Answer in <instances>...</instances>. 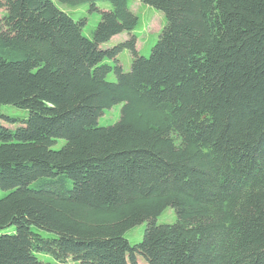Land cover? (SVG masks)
Wrapping results in <instances>:
<instances>
[{
	"label": "trees",
	"instance_id": "trees-1",
	"mask_svg": "<svg viewBox=\"0 0 264 264\" xmlns=\"http://www.w3.org/2000/svg\"><path fill=\"white\" fill-rule=\"evenodd\" d=\"M60 1L112 9L90 38L54 0H0V264H264V0H140L167 18L150 56L102 48L128 0Z\"/></svg>",
	"mask_w": 264,
	"mask_h": 264
},
{
	"label": "rangeland",
	"instance_id": "rangeland-1",
	"mask_svg": "<svg viewBox=\"0 0 264 264\" xmlns=\"http://www.w3.org/2000/svg\"><path fill=\"white\" fill-rule=\"evenodd\" d=\"M56 5L63 11L69 13L76 20H85L83 26V33L88 37L93 36V31L98 26L103 10L112 9V4L109 1H98L96 3V8H92L90 3H82L79 5H70L63 3L60 0H54ZM130 10L138 17V23L136 27L131 31H124L119 34L114 35L109 41L102 44V48H113L116 45L130 40L133 35L137 38L136 48L138 53L143 56H150L154 45L157 43L159 36L167 24V18L163 11L143 3L140 0H128ZM6 13L5 8H0V21ZM119 63L122 65L124 71H130L133 55L129 47L123 48L118 56ZM104 62H109L111 64H116L114 59L106 58ZM107 79L109 81H116L117 77L115 71L108 74ZM123 104L119 103L114 105L112 108L104 110V113L99 117V125H112L116 123L121 116V108ZM3 114L15 117L19 120H24L28 117L29 111L24 108L15 107L13 105L4 104L1 107ZM6 126L11 128H16L22 125L20 121L11 123L8 120H3ZM65 143V139H58L53 145L54 149L61 148ZM8 193L7 190L0 188V197L5 196ZM177 220V215L173 207H168L162 214L157 216L156 222L158 224L163 223H174ZM147 226V222H142L126 232V237L132 244L138 243L143 239L144 232ZM32 229L36 232L43 234L44 236H54V233L45 231L36 226H32ZM15 226H10L3 230V232H14ZM36 255L43 261L52 262L58 264L59 262L56 258L47 252L35 251ZM66 264H77L73 259L68 260ZM145 264V262H142Z\"/></svg>",
	"mask_w": 264,
	"mask_h": 264
}]
</instances>
